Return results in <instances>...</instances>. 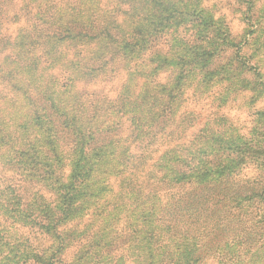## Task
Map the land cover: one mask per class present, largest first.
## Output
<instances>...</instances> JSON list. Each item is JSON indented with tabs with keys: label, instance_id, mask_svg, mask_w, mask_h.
I'll return each mask as SVG.
<instances>
[{
	"label": "trees",
	"instance_id": "16d2710c",
	"mask_svg": "<svg viewBox=\"0 0 264 264\" xmlns=\"http://www.w3.org/2000/svg\"><path fill=\"white\" fill-rule=\"evenodd\" d=\"M104 1L53 0L55 10L51 14L57 11L58 24H54L56 28L49 26L51 20L47 17L41 19L43 23L39 27V35L31 36L30 43L35 47L46 44L60 46L68 38H81L88 39L91 44H101V54L91 56L89 65L86 66L87 75L98 74L97 77L87 79L93 82H112L119 77V71L127 70L128 57L121 54V45L126 50L141 48V54H148V58L143 60L146 68L131 70V66L127 70L128 76L122 90L113 97L104 92L102 87L80 89L73 83V78H70L72 94L63 97L61 95V99L60 96L54 99L47 94L41 97L42 101L46 96L51 100L48 108L25 92L27 104L37 111L39 108L46 110L43 116L51 124L46 128V144L53 143L54 159L48 156L40 158L36 154L37 144L30 131L24 141L18 142L19 146L14 144L13 132L7 131L0 136V147L9 146L13 153L11 163L18 170H23L26 184L45 185L44 181L48 179L57 180V183H61L60 186H53L63 195L67 183L62 179L67 154L62 149L57 123L47 112V109H53L61 114V125H71L66 126L70 128L72 135L71 150L74 153L78 150L80 158H84L85 153L93 148L108 147L111 158L107 166L102 165L93 170L100 174V178L106 179L103 191L107 193L106 196L111 197V202L118 208L119 213H123L130 202L136 203L135 206L140 209L139 217L142 216L140 226L144 227L149 238L151 235L155 238V249L147 246L146 240L143 242L144 249L138 259L140 263H162L157 260L162 251L166 260L174 243L180 245L188 240L193 242L194 256L191 264H264V179L260 176L253 179L239 177L240 172L252 164L248 161L244 165L236 164L237 168L233 172L227 169L228 161L234 159H231L232 154L229 153L231 147L229 144L221 146L215 141L219 139L229 143V135L216 130L210 121L207 125L201 121L204 114L198 108H190L184 87L178 90L179 88L165 84L162 80L157 81L161 76L159 72L153 79L155 83L151 84L145 79L157 69L150 65L153 58L161 55L164 47L168 50L172 48L165 31L158 30V24L155 23L139 38L141 20L133 18L131 7L116 9V5H110V0L107 1L109 6ZM243 2L248 3L242 12L244 33L238 39L231 34L229 26H226V35L222 41L228 42L231 47H240L245 55L248 53L244 50L251 49L249 59L254 61V69L258 75L264 77V58H259L256 54L257 39L264 33V6L262 0ZM6 3V0H0L1 51L7 44V40L2 38L5 31L2 23L8 11ZM177 13L190 16V11L184 7ZM130 28L135 30V38L125 35ZM156 31L159 35L152 37ZM149 33L152 34L148 39ZM198 48L202 49L203 54H207L205 46L197 45L195 49ZM73 49L80 55V51L75 47ZM0 56V61H7L8 56L3 57L1 52ZM187 56L188 54L180 61L193 65L191 60H185ZM8 77L11 89L7 88L20 92L21 88L12 80L14 76L7 75L4 77L5 81ZM64 78L68 79L67 76ZM61 93L64 94L65 91L61 90ZM202 93L201 87L193 95L196 106ZM72 103L74 108L70 110ZM214 112L210 114H215ZM0 122H7L1 109ZM122 136L128 137L129 146L121 143ZM17 139H20L19 136ZM30 145L33 146L32 149ZM159 146L167 148L155 159L151 153L157 151ZM135 150L141 152L140 158L129 164V153H134ZM150 154L151 163L145 161V157ZM167 166L170 170L164 174L166 179L160 181L162 176L159 172ZM128 169H131L130 178L126 177ZM225 170L226 172H222ZM205 173H212V177L201 180ZM171 174L182 177L181 181L178 178L173 179ZM187 177L190 179L187 180ZM26 193L27 191L18 188L13 179L0 174V250L4 251L0 256V264H37L44 261L47 251L50 253L54 249L47 264H73L74 262L66 260L71 248L70 234L68 230L64 232L58 229L66 218V206L61 200L50 202L44 194H35L33 199H28ZM147 212L150 214H145ZM153 215L155 219L151 221ZM2 220H13L30 226V232L14 235L13 230L7 228ZM130 232L125 228L119 230L106 243L102 256L94 259L83 257L82 264H112L119 257L127 259L128 253L133 249ZM7 233L14 235H11L14 237L13 242ZM44 235L55 236L58 240L50 250L40 248ZM174 263L171 260L166 264ZM118 264L124 262L118 261Z\"/></svg>",
	"mask_w": 264,
	"mask_h": 264
},
{
	"label": "rangeland",
	"instance_id": "374dc122",
	"mask_svg": "<svg viewBox=\"0 0 264 264\" xmlns=\"http://www.w3.org/2000/svg\"><path fill=\"white\" fill-rule=\"evenodd\" d=\"M6 1L8 11L2 23V26L5 25L2 38L7 40V44L5 49L0 50V52L3 53V57L8 56V58L6 62L0 61L3 67L2 71L0 69V74L3 72L0 77V109L7 122H0V136L5 135L7 131H12L14 144L19 146L18 142L24 141V137L30 131L34 142L37 144L35 145L36 154H39L40 158L47 156L52 158L54 154L53 143L46 144L48 141L46 128L51 126L46 117L43 116L46 110L39 108L37 111L30 104H27L25 92L39 100V104H44L46 108H48V103L51 100L46 96L42 101L41 97L47 94L54 99L60 96L61 99V95L63 97V95L72 94L70 90L72 81L80 89L102 87L104 92L113 97L122 90L128 76L127 70L131 66V70L146 68L143 60L148 58V54L145 52L141 54V48L126 50L124 45H121L119 48L121 54L123 53L128 57L126 61L127 70L119 71V77L112 82L104 80L99 83L95 82L96 80L94 82L87 80L98 75L97 73L87 75L86 66L89 65L88 61L91 56L101 54L103 51L101 44H91L88 39L68 38L60 46L46 44L35 47L30 43L31 39L29 38L33 35H39V27H42L43 18L47 17L48 20H51L49 24L51 28H56L54 24H58L57 11L51 14L55 10L53 0ZM107 1H104L106 6H109V2L111 6L116 5V9L131 7L133 18L141 20L139 38L145 35V30L152 28L155 23L158 24V30L163 29L165 31V36L172 48L168 50L164 47L161 55L153 58L150 65L157 69L148 74V78L145 79L151 84L155 83L153 79L159 72L161 76L157 81L162 80L165 84H171L176 89L179 88L178 90L184 87L185 97L188 98L187 103H189L190 108H198L197 110L204 114L201 121L205 122L206 125L210 121L216 130L225 133L226 136L229 135V143L219 139L215 141L221 146L229 144L231 147L229 153L232 154L231 159H234L228 161L227 169L233 172L237 168L236 164L244 165L248 161L252 164L244 168L239 177L253 179L260 176L264 179V77L258 75L254 69V61L249 59L251 49L244 50L248 53L245 55L240 51V47H231L228 42L222 41L226 35V26H229L231 34L238 39L244 33V13L242 12L248 3H244L243 0ZM262 3L264 6V0ZM181 7L190 11V16L178 14L177 12ZM262 15H264V9ZM134 31L130 28L125 35L128 38H135L137 35L134 34ZM193 32L195 34H192ZM151 34L147 35L148 39ZM156 35H159L157 31L152 37ZM197 45L205 46L207 54H203L201 48L195 49ZM73 47L80 51V55H77ZM256 48H258L256 54L259 58H264V33L257 39ZM187 54L185 60H191L193 65L180 61ZM122 56L118 60L119 63ZM140 73L143 74L142 71ZM7 75L14 76L12 80L17 82L16 85L21 88L20 92L9 90L11 89L8 83L10 77L7 78V81L4 79ZM65 76L68 79H65ZM70 78L74 80L71 81ZM65 83L69 86H64ZM201 87L203 95L199 96L200 100L196 106L193 102V95ZM61 90H64L65 93H61ZM202 107L203 110L201 111ZM70 108V110L74 108L73 103ZM47 112L52 115L51 118L57 123V133L60 136L62 149L67 154L62 177L67 183L63 195H60L61 191H56L54 188V186L61 184L57 183V180L48 179L44 181L45 185L26 184L23 170H18L11 163L13 153L9 150L8 145L0 147V174L8 179H13L20 190L27 191L28 199H33L35 194H44L50 202L61 200L66 206V218L58 229L64 232L68 230L70 234L71 243L69 246L71 248L66 256L68 262L82 264L81 258L83 257L94 259L97 256H102L106 243L119 230L125 228L131 231L130 241L133 249L128 253L127 259L119 257L116 262L112 261L111 263L118 264L119 261L124 262V264H145L146 262L140 263L138 261L144 249L142 244L146 240L147 246L155 249V244H153L155 238L153 235L149 238L144 227L140 226L139 223L142 218V216L139 217L140 209L135 206L136 203L130 202L123 213H119L118 208H115L111 202V197L106 196L107 193L103 191L106 179L100 178V174L93 171L102 165L107 166L111 158L108 154V147L93 148L85 153L84 158H80L78 150L75 153L71 150L72 135L69 132L70 128H66V126L71 127V125H67V123L61 125L63 118L61 119V114L55 110L47 109ZM210 112L215 114H210ZM78 113L81 114V112ZM18 136L20 139H17ZM121 143L130 145L128 137L122 136ZM32 148L33 146L30 145V149ZM166 148V146H159L157 151L151 153L153 158L157 159L158 155ZM132 152L129 153V164L140 158L141 152L139 150ZM151 154L145 157V161L152 162L150 160ZM50 161L52 162V160ZM166 163L168 162L166 161ZM169 170L168 166L160 170L159 175L162 176L160 181L166 179L164 174H167ZM226 170L222 172H226ZM130 171L131 169H128L126 173L128 178L131 177ZM171 175L174 176L173 179L178 178L180 181L182 179L176 174ZM211 177L212 173H205L201 180H207ZM189 179L190 177H187V180ZM65 195L67 196L64 197ZM0 198H2L1 195ZM145 214L149 215L150 213ZM154 219L155 216H151V221ZM2 223L13 230L14 235L30 232V226L20 222L2 220ZM11 235L14 236L7 233L13 242L14 237L12 238ZM66 236L68 237V235ZM57 241L55 236L44 235V240L40 242V248L45 247L50 250ZM192 243L188 240L183 241L180 245L174 243L170 247L166 260L162 251L157 257V260L162 261V263L157 262L156 264H166L171 260H174V264H191L194 256ZM54 251L55 249L50 253L47 251L44 261H39L37 264H47V260L51 258ZM3 252L0 250V256ZM9 264L16 263L10 262ZM96 264H100V262H96Z\"/></svg>",
	"mask_w": 264,
	"mask_h": 264
}]
</instances>
